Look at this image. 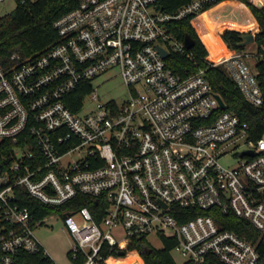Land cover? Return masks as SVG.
Masks as SVG:
<instances>
[{
  "label": "built area",
  "instance_id": "built-area-1",
  "mask_svg": "<svg viewBox=\"0 0 264 264\" xmlns=\"http://www.w3.org/2000/svg\"><path fill=\"white\" fill-rule=\"evenodd\" d=\"M159 1L75 0L54 19V43L0 59V264H16L26 251L48 254L36 229L51 214L70 235L71 264H110L130 251L141 261L129 264H144L146 247L129 246L145 240L153 248L150 236L162 246L174 241L177 264H206L209 255L224 264L259 262L257 242L205 210L232 212L264 233V132L252 138L248 122L226 109L207 68L183 75L166 61L170 52L193 55L170 24L220 0H190L173 11ZM223 47L229 53L207 63L223 66L260 106L248 53ZM114 68L129 99L86 109L87 98L99 97L93 79ZM229 144L239 150L228 152ZM19 191L71 207L39 217ZM80 194L105 204L100 219L75 203Z\"/></svg>",
  "mask_w": 264,
  "mask_h": 264
},
{
  "label": "trees",
  "instance_id": "trees-1",
  "mask_svg": "<svg viewBox=\"0 0 264 264\" xmlns=\"http://www.w3.org/2000/svg\"><path fill=\"white\" fill-rule=\"evenodd\" d=\"M224 1V0H220ZM239 6L244 8L257 21L258 28L253 30L254 41L257 45L255 70L257 80L260 84L262 97L264 99V7H257L251 0H234ZM190 2V0H160L159 5L165 11H173L180 6ZM76 4L75 0H30L19 3L16 8L2 15L0 18V59L6 62L12 52H18L24 57L33 56L44 47L54 43L57 39L56 30L53 26L54 19L70 10ZM209 6V5H208ZM207 8V7H205ZM194 13L180 20H175L170 24L171 32L180 40H184L187 34L194 37L195 41L188 52L193 53L188 57L185 53L170 52L166 61L170 67L176 69L180 74H187L196 71L199 67L207 68L205 76L213 87L220 93L226 102V109L233 110L241 117L242 121L249 124V134L254 139L260 137L264 132V100L260 106H255L246 100L236 83L221 65H211L207 63V50L193 24ZM214 32L218 33L227 41V47L233 50H244L239 43L245 32L240 31L236 26L219 27L214 26ZM90 82L85 83L84 91L89 89ZM72 109H76V104L68 103ZM22 204L35 206L39 217L70 209V202H65L59 206L41 203L31 197L27 192L19 191ZM78 206L89 207L96 219H100L105 204L100 203V199H89L83 195H78L75 199ZM197 212H203L197 209ZM207 214H213L216 221L227 229L236 231L240 236L257 242V249L260 259L257 264H264V233L257 230L253 224L244 218L236 216L234 213L223 214L220 211L205 210ZM174 241L165 238V242L160 248H152L149 253L143 255L144 264H177L170 250ZM150 246L143 240L142 243H134L129 248H144ZM133 251L129 252V254ZM111 260V259H110ZM16 264H56L49 254L42 250L38 252H22ZM111 264H123L121 259H115ZM206 264H224L215 255H209Z\"/></svg>",
  "mask_w": 264,
  "mask_h": 264
},
{
  "label": "rangeland",
  "instance_id": "rangeland-1",
  "mask_svg": "<svg viewBox=\"0 0 264 264\" xmlns=\"http://www.w3.org/2000/svg\"><path fill=\"white\" fill-rule=\"evenodd\" d=\"M15 7L16 4L14 0H5L0 3V18L2 15L13 11ZM192 21L197 33L205 44L207 50L206 58L208 60H218L221 57L220 48L227 44V41H225L221 35L214 32V26H236L240 31L245 33L254 32L253 30L258 28L256 19L243 7L241 8L234 0L219 1L209 5L207 8L196 11ZM243 49L248 53L246 59L248 65L254 70L255 62L257 61L254 55L257 52L256 42L252 41L245 44ZM93 85L97 87L99 97L96 101L91 99V97L87 98L85 103L86 109L95 107L96 102H107L109 99H114L118 103H122L129 99V87L123 82L119 70L116 68L108 69L106 72L97 75L93 79ZM239 142L243 141L240 140ZM233 145L234 144H229L228 152L239 150L237 147L233 148ZM75 156V154L68 155L64 159L68 160L75 158ZM76 217H78V214ZM36 236L56 264H71V260L66 255L71 244L70 235L64 228L60 214L48 215L43 224L36 229ZM149 239L153 241L154 247L162 246L161 241L156 238L150 236ZM172 255L177 261H181L182 257L179 256L178 253L173 252ZM120 259L123 264H129L135 259L138 260V263L141 261L140 258L136 257L134 251L126 256H121ZM112 261H115V258L110 260V264Z\"/></svg>",
  "mask_w": 264,
  "mask_h": 264
},
{
  "label": "water",
  "instance_id": "water-1",
  "mask_svg": "<svg viewBox=\"0 0 264 264\" xmlns=\"http://www.w3.org/2000/svg\"><path fill=\"white\" fill-rule=\"evenodd\" d=\"M183 41H184V44H185L186 48H191L192 45L194 44L195 39H194V37L192 35L187 34ZM252 41H254V34L252 32L243 33L242 41L239 43V45L243 46V45H245L247 43H250ZM160 51H162L163 55L167 54V52L165 50H163V49H160ZM219 101H220L221 106L223 107L224 106V102L221 100L220 97H219ZM248 151L252 152L251 150H248ZM151 250H152L151 247L146 246V248L144 249V252L146 254V253H149ZM120 253H123V252L120 251Z\"/></svg>",
  "mask_w": 264,
  "mask_h": 264
},
{
  "label": "bare ground",
  "instance_id": "bare-ground-1",
  "mask_svg": "<svg viewBox=\"0 0 264 264\" xmlns=\"http://www.w3.org/2000/svg\"><path fill=\"white\" fill-rule=\"evenodd\" d=\"M221 49V56L222 55H226L229 53V50L228 49H225L223 46L220 48ZM131 252V251H130ZM122 263V262H121Z\"/></svg>",
  "mask_w": 264,
  "mask_h": 264
}]
</instances>
